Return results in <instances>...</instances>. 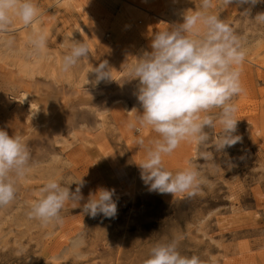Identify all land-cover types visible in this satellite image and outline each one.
Returning <instances> with one entry per match:
<instances>
[{
  "label": "rangeland",
  "instance_id": "obj_1",
  "mask_svg": "<svg viewBox=\"0 0 264 264\" xmlns=\"http://www.w3.org/2000/svg\"><path fill=\"white\" fill-rule=\"evenodd\" d=\"M211 2L204 10L203 0H33L32 23L13 16L0 29V129L21 137L31 158L17 198L0 212V264H144L155 245L173 240L181 255L197 256L203 264H264V21L255 19L264 12V0ZM139 4L165 22H154ZM195 11L228 24L244 52L243 92L231 101L238 120L234 135L242 139L219 151L221 110H210L215 126L204 129L205 141L185 139L163 156V167L173 174L186 168L198 173L193 194L173 196L150 191L141 179L139 165L159 134L140 123L139 80L129 79V71L152 51L155 33ZM41 35L42 48L35 43ZM76 41L87 43L89 56L65 70L63 58ZM104 60L112 79L96 83L92 71ZM31 83L33 96L68 97L63 108L30 105L25 90ZM74 108L82 113L76 118ZM55 124L65 127L47 136ZM50 179L71 192L82 181L81 207L67 202L62 223L28 215ZM100 187L115 189L114 218L82 212L89 193Z\"/></svg>",
  "mask_w": 264,
  "mask_h": 264
},
{
  "label": "clouds",
  "instance_id": "obj_2",
  "mask_svg": "<svg viewBox=\"0 0 264 264\" xmlns=\"http://www.w3.org/2000/svg\"><path fill=\"white\" fill-rule=\"evenodd\" d=\"M234 0H224L230 5ZM240 4L255 5L261 0H236ZM212 7L211 0H203L202 8ZM247 12V10H246ZM19 17L29 25L37 16L33 0H0V29L6 28L12 17ZM264 21V12L255 16ZM201 29L203 34L201 35ZM195 37V38H194ZM40 48L44 46L41 35L35 41ZM151 52H144L129 71V79L139 80L137 99L142 106L140 123L150 126L159 139L147 158L139 166L141 179L149 185L150 191L159 193L188 192L198 183V173L186 168L175 174L163 167V156L171 154L181 141L194 138L205 141L206 127H214V118L207 115L210 110L219 108L218 123L222 135L216 147L219 151L236 145L241 141L235 119L236 106L232 98L243 92L240 82V65L244 52L240 50L238 37L233 29L215 14L207 11L185 13L183 23L169 30L154 34ZM89 56L86 42L76 41L70 52L63 58L65 70L74 66L81 58ZM111 67L106 60L100 62L92 72L96 83L111 78ZM142 144L143 141H140ZM30 151L17 135L10 136L0 129V212L10 207L18 194V185L30 168ZM82 181L74 192L50 179L39 190L29 210V217L42 223H62L60 215L69 201L81 207L84 199L81 194ZM115 189L104 187L90 192L82 212L91 217L103 214L114 218L117 202L113 199ZM144 264H203L197 256L181 255L177 241L158 243Z\"/></svg>",
  "mask_w": 264,
  "mask_h": 264
},
{
  "label": "bare ground",
  "instance_id": "obj_3",
  "mask_svg": "<svg viewBox=\"0 0 264 264\" xmlns=\"http://www.w3.org/2000/svg\"><path fill=\"white\" fill-rule=\"evenodd\" d=\"M132 2V1H131ZM133 5H135V3H133ZM132 5V6H133ZM137 5L138 4H136V7H137ZM138 8H142L144 11L146 10L147 11V13L148 12H150L151 14H152V16H154L155 17V20H154V22H165L164 20H163V18L164 17H162L160 14H158L155 10H153L151 7H149V6H147V7H141L140 6V4H139V6H138ZM10 78V77H9ZM11 79H12V77H11ZM19 79V78H18ZM17 80V79H16ZM11 82V81H10ZM123 84V83H122ZM21 85V84H20ZM31 85H33V83H31V84H28V88L25 90L26 91V93H30L31 95L29 96L30 97V105H33V104H37V106L39 107V108H43L42 106H44V107H50L49 105H51V106H53V105H55L56 107H62L63 105H62V103L63 104H65L66 103V100H67V98L65 97V96H61L60 95V98H58V100H56V98H53L52 96H51V98L49 99V98H47V99H49V100H46V97L47 96H45V95H41V94H37V96H33V94H35V93H33L32 94V92H33V90L31 89H29V87L31 86ZM24 86V85H23ZM32 88V87H31ZM37 90H39L38 88H36ZM34 91H36V90H34ZM52 95V94H51ZM27 96V95H26ZM25 96V97H26ZM57 97V96H56ZM46 100V101H45ZM86 104V103H85ZM62 105V106H61ZM77 107V106H76ZM55 108V107H54ZM53 108V109H54ZM63 108V107H62ZM68 108V107H67ZM45 110V109H44ZM62 110H65V109H62ZM61 110V111H62ZM79 109H75L74 108V111L76 112V114H74L75 112H70L71 113V116L74 114V116H73V118H76L77 116H75V115H79V113L80 114H82L81 113V111L79 112L78 111ZM80 110H82V109H80ZM55 111H57V110H55ZM58 111H59V109H58ZM66 111H69V110H66ZM71 111V110H70ZM79 112V113H78ZM37 113H39V111L37 112ZM47 113V112H46ZM56 113H59V112H56ZM60 114V113H59ZM48 116V115H47ZM46 116V117H47ZM54 116V115H53ZM45 117V116H44ZM55 117V116H54ZM57 117V116H56ZM28 118V117H27ZM67 118H68V116H67ZM54 119V118H53ZM69 119V118H68ZM31 120V119H30ZM50 121V120H49ZM70 121V119L68 120V122ZM73 121V120H72ZM32 122V121H31ZM61 122V121H60ZM63 122H65V120H63ZM67 122V121H66ZM57 123V122H56ZM62 123V122H61ZM70 123V122H69ZM49 124V123H48ZM51 124V123H50ZM67 124V123H66ZM61 126V125H60ZM59 126V127H60ZM63 126V125H62ZM61 126V127H62ZM43 127V126H42ZM46 127V126H45ZM44 127V128H45ZM58 127V125H49L48 127H47V131H48V133H46L47 134V136L49 135V133L50 132H52V133H54L53 131H56V130H59L60 131V129H58L57 128ZM63 127H65V126H63ZM62 127V128H63ZM44 128H42L43 130H44ZM45 130V131H46ZM40 131H42V130H40ZM40 131H38V132H40ZM43 132V131H42ZM41 133V132H40ZM42 134V133H41ZM45 134V135H46ZM56 134H57V131H56ZM59 134V133H58ZM52 135V134H51ZM55 135V134H54ZM54 135H52L53 137L52 138H50V139H53V138H55L54 137ZM34 136V135H33ZM51 137V136H50ZM35 152H33V154H34Z\"/></svg>",
  "mask_w": 264,
  "mask_h": 264
}]
</instances>
